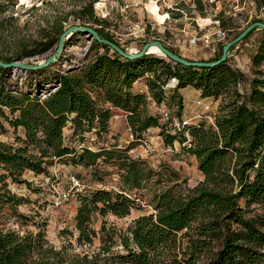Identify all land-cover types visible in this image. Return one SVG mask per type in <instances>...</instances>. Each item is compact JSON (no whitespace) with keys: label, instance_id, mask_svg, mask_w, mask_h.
I'll return each instance as SVG.
<instances>
[{"label":"trees","instance_id":"obj_1","mask_svg":"<svg viewBox=\"0 0 264 264\" xmlns=\"http://www.w3.org/2000/svg\"><path fill=\"white\" fill-rule=\"evenodd\" d=\"M83 1L75 13L78 22L95 27L102 38L120 46L105 33L111 15L101 19L94 8L98 0ZM194 2L203 13L202 1ZM16 7L18 0H0V61L10 63L54 51L66 19L46 21L39 39L24 32L14 16ZM217 18L222 30L232 33V39L244 30L230 29L226 21ZM254 22L262 21L255 19L250 24ZM259 31L263 39L251 57V77L234 68L229 58L213 68L187 67L154 55L128 60L95 40L90 49L103 52L97 51L78 68L59 71L48 83L50 90H42L45 98L12 87L9 80L15 70L0 68V216L9 208L18 220H28L18 212L26 200L8 189V180L31 187L23 178L26 172L49 175L56 163L86 168L112 164L121 176L119 190L100 187L78 195L76 241L82 248L93 246L98 237L92 227L96 216L129 217L140 209V196L147 189L149 214L121 231L103 224L102 252L110 253L114 246L123 250L107 260L114 264H264V31ZM223 46L219 55L206 62L219 60ZM55 65L25 73L42 75ZM147 74L148 94L135 91V84ZM173 79L177 81L175 89L168 93L164 87ZM186 88L199 91L202 99L221 100L218 114L214 124L199 121L173 132L161 123L159 115L148 113L149 98L159 106L167 102L181 114V91ZM116 115H126L137 140L149 129L160 128L166 145L173 146L176 140L189 143L186 152L197 158L204 180L183 189L178 181L166 184L144 160L131 157L129 147L78 151L66 144L68 129L72 137L84 138L92 132L107 135ZM9 129L15 135L13 142L1 139ZM19 130L23 136L18 135ZM1 226L0 264H65L61 253L48 246L44 231L21 233ZM90 263L88 255H76L71 261Z\"/></svg>","mask_w":264,"mask_h":264},{"label":"rangeland","instance_id":"obj_2","mask_svg":"<svg viewBox=\"0 0 264 264\" xmlns=\"http://www.w3.org/2000/svg\"><path fill=\"white\" fill-rule=\"evenodd\" d=\"M104 1L105 8L111 15L105 25V33H108L124 50L135 53L141 50L145 43L159 40L190 61H209L215 58L219 55L222 46L233 38V35H230L232 33L222 30L220 21L217 20L218 16L226 21L230 29H245L255 19L264 22V5L261 0H201L206 10L203 13L195 8L194 0ZM83 2V0H52L40 4L38 0H18V7L13 12L18 18L19 25L24 28V32L40 39V28L45 27L46 21L56 17L66 19L65 30L74 25L82 26L75 13ZM186 9H191L194 13L190 15ZM96 12L104 16L101 8ZM262 39V32L257 30L229 52L228 58L231 65L248 77L252 76L251 57ZM92 41L86 35L71 36L66 42L62 60L57 65L44 74L36 76L14 71L9 80L10 85L23 91L32 90L36 94L44 95L41 93L42 90H50L48 83L59 71L66 72L69 69L78 68L90 61L97 51L103 52L102 49L91 50ZM54 51L26 59V61H45ZM152 55L168 60L160 54ZM145 77L141 79L143 84H147V76ZM139 87L140 85H136L135 91H138ZM184 93L185 96L182 95L184 108L181 114L175 111L174 123L187 120L190 123L206 121L208 124H214L221 100L206 102L201 101L202 97H198L197 92L193 90H186ZM165 103L159 106L149 102L148 113L158 116L159 108L168 107ZM126 122L127 119L123 116L119 119L114 118L110 124L109 133L97 137L89 134H86L84 138L72 137L71 130L68 129L66 144L78 151H81L82 145H91L96 151L102 147L116 146L118 149L129 147L131 157L144 160L149 167L162 175L166 184L171 180L178 181L183 189L186 186H196L204 180L203 174L198 169L197 158L186 152L185 146L189 143L184 145L176 140L173 146H168L161 135V129L151 128L143 135L142 140L129 145L126 143L129 139ZM18 135L23 136V131L19 130ZM92 138L95 140L92 141ZM1 139L13 142L15 139L13 130L9 129V133L1 136ZM49 171V175L26 172L23 178L31 183V187L13 183L11 180L7 181L8 189L26 200L18 207V212L28 217V220H18L7 208L0 216L1 227L21 233L44 231L48 246L61 253V257L66 260L65 264H71L76 255L80 257L88 255L90 264H114L107 259L118 251L122 252V247L114 246L110 253H103V244L100 239L101 228L106 223L108 228L121 231L133 220L149 214L152 209L148 204L150 191L146 189L142 192L140 209L133 210L127 218L119 219L113 215H108L106 218L96 216L92 227L98 232V237L95 238L93 246L82 248L76 241L78 236L76 215L80 204L78 196L80 192L73 188L72 178L75 177L85 186V190L80 194L100 187L109 190L107 187L113 186L119 190L121 187L119 170L112 164L101 163L96 168H86L70 162H60L52 166Z\"/></svg>","mask_w":264,"mask_h":264},{"label":"water","instance_id":"obj_3","mask_svg":"<svg viewBox=\"0 0 264 264\" xmlns=\"http://www.w3.org/2000/svg\"><path fill=\"white\" fill-rule=\"evenodd\" d=\"M255 29L264 31V23L254 22L248 25L236 38L232 39L231 41H229L227 44L223 46L222 56L219 60L212 61V62H206V61H190L179 55H176L174 52H172L168 47H166L159 40L147 42L145 43V45L143 46L141 50L135 53H130L124 50L121 46L117 45L116 43L111 42L108 39L102 38L95 27L90 26V25H82V26L74 25V26L69 27L62 33V35L59 38L57 48L45 61L28 62L26 60H20V61H14L10 63H5V62L0 61V68L28 72V71L43 70V69L48 68L50 65H55L59 63L61 59V56L66 47L67 40H69V38L73 36L75 33H82L86 35L90 40H95L100 44L109 46L113 51H115L120 56L128 60H136V59L143 58L145 55H152L150 53V49L152 47H158L166 58H168L170 61H173L175 63L181 64L187 67L213 68L215 66H218L226 62L229 57L230 50L234 46L243 42V40L248 36V34L251 33Z\"/></svg>","mask_w":264,"mask_h":264},{"label":"built area","instance_id":"obj_4","mask_svg":"<svg viewBox=\"0 0 264 264\" xmlns=\"http://www.w3.org/2000/svg\"><path fill=\"white\" fill-rule=\"evenodd\" d=\"M49 1H52V0H38V3L42 4V3L49 2ZM105 4L106 3H105L104 0H98L95 3V6H94L95 7V12L98 9H100V8L102 9V14H104L103 17L99 13L96 12L97 16L99 18H101V19H105V18H107L109 16V13H108V11L105 8ZM101 6H103V7H101ZM146 76L149 77V74H147ZM144 78H146V77H144ZM176 82H177L176 79H173L172 81H170L169 83L166 84L164 89L169 93L170 91L175 89ZM45 97H46V95H43L42 98H45ZM149 100L154 105H156V103L151 98H149ZM199 104H201V102H199ZM176 110H177V107H172V108H168L167 107V108H164V109H161V108L158 109L161 123L166 124V125L170 126L171 128L173 127L172 128L173 132H175L176 129L181 130V127H184V126L190 124V121H187V120L181 121L180 123H174V121H176V118L173 117V114L175 113ZM122 116L123 115H116V116H114L112 118V120L114 118L115 119H119ZM123 117H126V115L123 116ZM126 128H127L128 135H129V139L127 140L126 143L130 145L133 142L138 141L136 139V136L134 135L132 129L128 126V124H127ZM89 135H94V137H97V135L94 132L89 133ZM94 140H95V138H92V141H94ZM84 148H87L88 150H91V151H96L91 145H82L80 147V149H84ZM72 184H73V188L76 189V191H78V192H83L85 190V186L82 185L79 180L75 179V177L72 178ZM107 189H109V190H117L116 187H113V186L112 187H107ZM88 247H91V246H88Z\"/></svg>","mask_w":264,"mask_h":264},{"label":"crops","instance_id":"obj_5","mask_svg":"<svg viewBox=\"0 0 264 264\" xmlns=\"http://www.w3.org/2000/svg\"><path fill=\"white\" fill-rule=\"evenodd\" d=\"M177 10H178V9H177ZM187 12L189 13V10H187ZM204 12H206V10H204ZM193 13H194V12H191L190 15H192ZM141 81H142V80L138 81V82L135 84V86H136V85H140L139 89H137V90L140 91V92H143V93L148 94L147 84H143V83H141ZM186 90H193V91L197 92L198 97H201L200 92L197 91V90H195V89H193V88H186V89L182 90V91H181V95L185 96V93H184V92H185ZM201 99H202V98H201ZM201 101L209 102V101H211V99H202ZM198 103H199V102H198ZM125 118H126V117H125ZM111 124H112V121H111ZM126 125H127V122H126Z\"/></svg>","mask_w":264,"mask_h":264},{"label":"bare ground","instance_id":"obj_6","mask_svg":"<svg viewBox=\"0 0 264 264\" xmlns=\"http://www.w3.org/2000/svg\"><path fill=\"white\" fill-rule=\"evenodd\" d=\"M150 53L151 54H160V55L164 56L163 53L161 52V50L158 47H152L150 49Z\"/></svg>","mask_w":264,"mask_h":264}]
</instances>
